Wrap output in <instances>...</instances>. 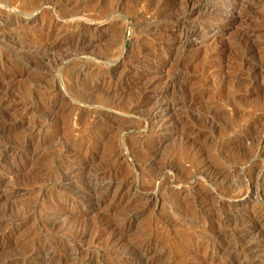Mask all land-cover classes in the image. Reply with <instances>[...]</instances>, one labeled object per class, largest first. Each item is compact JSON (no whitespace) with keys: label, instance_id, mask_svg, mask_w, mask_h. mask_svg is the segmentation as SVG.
Instances as JSON below:
<instances>
[{"label":"rangeland","instance_id":"1","mask_svg":"<svg viewBox=\"0 0 264 264\" xmlns=\"http://www.w3.org/2000/svg\"><path fill=\"white\" fill-rule=\"evenodd\" d=\"M0 1V115L4 116L0 121V128L9 129L0 132V145H9L15 150V153L7 154V157L0 159V211L4 210L8 216L6 223L2 226L3 229L0 227V233L15 232L12 240L23 239L20 241L22 247L0 251V264L6 260L21 259L23 254L29 251L33 254L31 258L25 259V264H36L38 261L41 263L43 259L38 253L45 246L70 247L68 249L81 247L83 250L88 248L90 259L73 257L74 264H123L122 262L126 263L125 260L131 254L130 243L151 234L157 236L160 242L153 247L152 253L156 250L157 252L153 253L155 259L151 264H260L252 258L253 252L250 250V244L258 234L254 232L246 236L229 216L240 214L249 215L248 217L254 219L258 217L260 227L263 229L260 231H264V4L260 5L261 0H241L243 2L241 6L244 8L240 7V12L243 16L247 14L250 16L237 20L234 18L235 12L212 3L201 4V15L189 20L183 15L186 0L168 1L163 10L165 15L161 16L156 13L150 14L145 4L136 6L134 4L136 0H76L85 2L81 10L82 13L85 10L86 12L85 16L81 14L74 20L78 17L82 18L78 20L84 19L82 22L92 30L86 36L92 42L90 45H94L93 47L76 46L67 40V35L72 30L71 22L70 19L67 20L68 22L56 20L55 10L51 9V4L56 0H41L42 3L38 0L37 6L28 11L22 9L21 3L30 0ZM254 4L255 9L251 10L250 5ZM114 7H117L115 11ZM253 11H256V14ZM252 12L254 16L251 15ZM89 19H91L90 22H87ZM192 22L199 24L200 30L195 37L187 38L185 33L182 34L181 29H185ZM243 32L250 36L249 40ZM251 38H254V41ZM249 41L258 42L261 49L260 52L254 53L255 56L245 51L250 47ZM142 45L144 47H141ZM32 51L38 53L32 56L30 55ZM109 51L113 53L111 58L103 59L101 54ZM184 53L193 57L194 63L186 64L188 74L185 81L176 82L174 86L168 87V81L172 75L174 76L175 72L185 66V63L179 62ZM8 54L13 55L10 56L12 59L7 56ZM209 54L214 56L207 59ZM21 56L24 61L16 63ZM28 56L33 57L37 64L34 70L32 69L34 73L20 74L30 64ZM117 57L119 58L117 62L107 65L110 60L113 61ZM145 57L146 59L142 61ZM240 58L241 60H238ZM207 62L211 64L207 66ZM80 67L93 74L86 78L98 86L95 92L85 91L88 95L85 100L73 95L72 82L74 81L71 76ZM256 69L261 72L260 75V72L257 74ZM251 70L256 71L255 74ZM188 78H193V81H187ZM116 82L121 83L119 90L114 89ZM146 87H150L147 100L142 99ZM113 92L118 93L117 95L122 98H119V105L115 107L103 101L106 94ZM164 92L168 95L165 99L170 97L191 99L194 94L203 93L204 102L200 101L197 109L191 108L189 109L191 111H188L181 108L179 111V115L185 121L182 127H193L194 133L202 135L199 145L192 146L186 143L192 136L185 138L180 129H175L176 127L167 126L159 131L151 129L150 125L153 124L146 121L145 114L150 112ZM58 99L62 103L70 102L65 111L62 112L61 106L58 107V117L44 111L41 102ZM133 105L135 109H132ZM107 110L118 111L117 118L111 121L113 123L107 133L106 131L98 132L102 139L90 147L86 141L90 140L89 137L93 133L98 135L92 130L91 121ZM192 112L193 114H190ZM83 114L87 115V118L80 122ZM196 115L199 116L197 119ZM106 137L109 143L112 141V144H117H115L117 149L115 151L119 153V159L110 163L114 170L112 172L119 173L126 180V186L114 185L107 191L104 188L103 193L97 196L78 194L80 190H85L84 178H91V175L105 167H103L106 163L101 158L103 153L101 151L109 144ZM144 154L150 157L149 164L158 165L157 167L160 168L157 173H154L155 175L151 174L150 170L137 168V163ZM190 154H198L200 161L191 163L194 155ZM170 162L175 166L179 165L177 168L183 169L181 181L175 180L174 173L167 172L164 168ZM211 169L213 171H210ZM172 181L175 182L172 183ZM151 186L154 187L151 188ZM203 191L210 194L204 200L198 196V192ZM239 197H242L244 202L241 206L234 208L233 201ZM63 199L65 202H62ZM203 202L208 206L205 213L201 212L199 207V203ZM211 209H214V212L213 210L211 212ZM102 215L108 216L113 223H120L126 215H137L135 220L127 224L128 230L123 232L126 233L123 252H120L119 258L111 259L112 261L111 257L104 255L105 249H103L109 238V232L101 234L93 228L91 230L93 233L84 245L76 243L72 238L73 225L92 223ZM202 226L203 231H201Z\"/></svg>","mask_w":264,"mask_h":264},{"label":"bare ground","instance_id":"2","mask_svg":"<svg viewBox=\"0 0 264 264\" xmlns=\"http://www.w3.org/2000/svg\"><path fill=\"white\" fill-rule=\"evenodd\" d=\"M16 1H18V0H16ZM21 1V0H20ZM53 1V0H52ZM51 1V2H52ZM90 1V0H89ZM88 1V2H89ZM135 1V0H134ZM133 1V2H134ZM168 1H170V0H136L135 2H134V4L136 5V6H139V4H145V7H146V9L150 12V14L151 13H156L157 15H159V16H161L162 14H163V10H164V8L167 6V2ZM177 1V0H176ZM245 1V0H244ZM249 1H251V0H249ZM257 1V0H256ZM259 1V0H258ZM1 2V1H0ZM12 2V1H11ZM39 2H41V0L39 1ZM6 3V2H5ZM42 3V2H41ZM41 3H40V5H41ZM169 3V2H168ZM171 3H173V2H171ZM207 3H212L213 5H222V6H224L225 8H227V9H229L230 11H232V12H235V20H237V19H242L243 17H249L250 15H242V12H240L241 10V8H244V7H242L241 6V4L243 3L241 0H186L185 1V3H184V10H183V12H184V14L183 15H185V18H187V19H192L193 17H197V16H199V15H201L200 14V10H201V8H202V6H201V4H207ZM248 3V2H247ZM37 4H38V0H30V1H23L22 3H21V7H22V9L23 10H25V11H28V10H31V9H34V7H36L37 6ZM84 4H85V2L84 1H82V2H79V1H76V0H56V1H54L52 4H51V9H54L55 10V12H54V10H52L53 12H54V14L56 13V20L57 21H64V20H68V19H70V22H71V26H72V30H71V32H70V34L69 35H67V40L69 41V42H71L72 44H75L76 46L77 45H84V47H89V46H91V47H93L92 45H90V44H92V42H90V40L89 39H87V33H89L90 31H92L89 27H87V25L86 24H84L82 21L84 20H78L80 17H78L76 20H74L75 19V17H77V16H79V15H81V14H85V12H86V10L85 11H83L84 13H82V8L84 7ZM261 4H264V0H261V2H260V5ZM243 5V4H242ZM1 6H2V4H1ZM14 6V5H13ZM16 6V5H15ZM47 6V5H46ZM104 6V5H103ZM214 6V7H215ZM251 7H250V9L252 10L253 8L255 9V4L254 5H250ZM259 6V5H258ZM12 7V6H11ZM211 7V6H210ZM241 7V8H240ZM43 8V7H42ZM46 8V7H45ZM102 8V7H101ZM116 8L117 7H114V11L116 10ZM168 8V7H167ZM169 8H171V7H169ZM206 8V7H205ZM248 8V7H247ZM246 8V9H247ZM263 8V7H262ZM15 9V8H14ZM37 9V8H36ZM87 9V8H86ZM99 10H100V8H98ZM109 9V8H108ZM107 9V10H108ZM112 9V8H111ZM249 9V8H248ZM2 10H3V8H2ZM12 10V9H11ZM42 10V9H41ZM50 10V9H49ZM95 10V9H94ZM110 10V9H109ZM260 10V9H259ZM259 10H256V11H259ZM7 11V10H6ZM36 11V10H35ZM101 11H103V9L101 10ZM112 11V10H111ZM168 11V10H167ZM209 11H211V10H209ZM255 11V12H256ZM34 12V11H33ZM93 12V11H92ZM113 12V11H112ZM165 12V11H164ZM248 12V11H247ZM254 12V11H253ZM252 12V14L251 15H255L254 13ZM29 13H32V12H29ZM35 13V12H34ZM106 13V12H105ZM87 14V13H86ZM96 14H98V13H96ZM101 14V13H100ZM180 14H181V12H180ZM205 14V13H204ZM204 14H202V15H204ZM208 14V13H207ZM206 14V15H207ZM163 15H165V14H163ZM264 15V14H263ZM85 16V15H84ZM89 17L91 16V14L90 15H88ZM94 16H96V15H94ZM98 16V15H97ZM96 16V17H97ZM105 16V15H104ZM107 16V15H106ZM82 17V16H81ZM166 17H168V16H166ZM182 17V16H181ZM203 17V16H202ZM259 17V16H258ZM11 18V17H10ZM55 18V17H54ZM83 18H85V17H83ZM154 18V17H153ZM156 18V17H155ZM164 18V17H163ZM224 18V17H223ZM257 18V17H256ZM262 18V17H261ZM4 19V18H3ZM80 19H82V18H80ZM172 19V18H171ZM176 19V18H175ZM252 19H254V18H252ZM263 19V18H262ZM4 20H6V19H4ZM3 20V21H4ZM90 20L91 19H89V21H87V20H85V21H87V22H90ZM157 20H158V17H157ZM188 20V21H189ZM221 20V19H220ZM223 20V19H222ZM221 20V21H222ZM7 21H9V20H7ZM92 21H94V20H92ZM99 21V20H98ZM162 21V20H161ZM260 21V20H259ZM68 22V21H67ZM177 22V21H176ZM6 23V22H5ZM92 23V22H91ZM165 23V22H164ZM174 23V22H173ZM187 23V22H186ZM197 23H198V21H197ZM197 23H195V22H192V24H190L188 27H185V29H183L182 27V29H181V31H182V34H184L185 33V35H186V37L187 38H189V36L190 37H195L196 35H197V33L199 32V30H200V25L199 24H197ZM202 23V22H201ZM1 24V23H0ZM90 24V23H89ZM158 24V23H157ZM260 24H261V21H260ZM2 26V25H1ZM185 26V25H184ZM6 27V26H5ZM177 27V26H176ZM180 27V26H179ZM4 28V27H3ZM2 28V29H3ZM164 28H165V25H164ZM167 29V28H166ZM175 29V28H174ZM65 32V31H64ZM66 34V33H65ZM243 34H244V32H243ZM250 34V33H249ZM245 35V34H244ZM12 36V35H11ZM59 36V35H58ZM241 36V35H240ZM185 37V38H186ZM245 37H246V39L247 40H249L250 39V36L249 35H245ZM13 38V37H12ZM153 38V37H152ZM156 38V37H155ZM8 39V38H7ZM251 39H253V41H254V38H251ZM12 40V39H11ZM155 40V39H154ZM161 40V39H160ZM165 40V39H164ZM245 40V39H244ZM64 41V40H63ZM238 41V40H237ZM242 42V45H243V41H241ZM250 42V41H249ZM20 44V43H19ZM24 44V43H23ZM26 44V43H25ZM93 44H96V43H93ZM140 44V43H139ZM142 44V43H141ZM234 44V43H233ZM236 44L238 45V43L236 42ZM246 43H244V45H245ZM180 45V44H179ZM249 45V44H248ZM72 46V45H71ZM75 46V47H76ZM250 46V47H249ZM248 47L249 48H247V50H245V51H247L250 55H254V53L255 52H257L258 53V51L260 52L261 51V49H260V47H259V45H258V42L257 43H255V42H250V45H249ZM19 47H21V46H19ZM83 47V48H84ZM139 47V46H138ZM137 47V48H138ZM141 47H144L143 45L141 46ZM182 47V46H181ZM241 47V46H240ZM28 48V47H27ZM41 48V47H40ZM80 48H81V46H80ZM148 48V47H147ZM183 48V47H182ZM242 48H244V47H242ZM19 49V48H18ZM21 49V48H20ZM19 49V50H20ZM26 49V48H25ZM31 49V48H30ZM34 49V48H33ZM223 49V48H222ZM12 50V49H11ZM14 50V49H13ZM140 50V49H139ZM144 50H145V48H144ZM149 50V49H148ZM151 50V49H150ZM184 50H186V49H184ZM224 50V49H223ZM27 51V50H26ZM41 51V50H40ZM39 51V52H40ZM43 51V50H42ZM79 51V50H78ZM240 51V50H239ZM242 51V50H241ZM13 52V51H12ZM16 52V51H15ZM105 52V51H104ZM148 52V51H147ZM246 52V53H247ZM14 53V52H13ZM23 53V52H22ZM36 53H38L37 51H32V52H30V55H34V54H36ZM121 53V52H120ZM119 53V54H120ZM10 54V53H9ZM9 54L7 55L8 57H10V56H13V55H10L9 56ZM20 54V53H19ZM26 54V53H25ZM25 54H24V56H25ZM208 54V53H207ZM239 54V53H238ZM240 54H244V53H242V52H240ZM256 54V53H255ZM262 54V53H261ZM21 55V54H20ZM19 55V56H20ZM39 55V54H38ZM101 55H103V59L105 58V59H109V58H111V56L113 55V53H111V51H109V52H107V53H103V54H101ZM150 55V54H149ZM151 55H153V54H151ZM156 55V54H155ZM154 55V56H155ZM241 55V56H242ZM18 56V55H17ZM16 56V57H17ZM190 55H186L185 53H184V55L183 56H179L180 57V59H179V62H181L182 64L183 63H185V66L181 69V70H178L177 72H175V74H174V76L172 75V77L169 79V81H168V87H171V86H174L175 85V83L176 82H180V81H185L186 80V75L188 74L187 73V69H186V64L188 63V64H193L194 63V58L193 57H189ZM214 55L213 54H209L208 55V57H207V59H210V58H212ZM216 56V55H215ZM240 56V55H239ZM240 56V57H241ZM255 56V55H254ZM7 57V58H8ZM28 57H30V56H28ZM37 57V56H36ZM35 57V58H36ZM73 57V56H72ZM152 57V56H151ZM157 57V56H156ZM11 58V57H10ZM67 58V57H66ZM202 58V57H201ZM215 58V57H214ZM239 58V57H238ZM243 58V57H242ZM264 58V57H263ZM262 58V59H263ZM12 59V58H11ZM17 59V58H16ZM24 58L21 56V57H19L17 60H16V63H21L22 62V60H23ZM28 59V58H27ZM69 59V58H68ZM73 59H75V58H73ZM146 59V57L145 58H142V61L143 60H145ZM204 59V58H203ZM259 59V58H258ZM8 60V59H7ZM15 60V59H14ZM77 60V59H76ZM119 60V58L117 57L115 60H113V61H109L108 63H107V65H109V64H113V63H115V62H117ZM148 60V59H147ZM238 60H241V58L240 59H238ZM24 61V60H23ZM70 61H71V59H70ZM70 61H68V62H70ZM210 61V60H209ZM245 61V60H244ZM250 61V60H249ZM256 61V60H255ZM10 62V61H9ZM71 62H73V61H71ZM82 62V61H81ZM107 62V61H106ZM196 62V61H195ZM260 62V61H259ZM262 62H263V60H262ZM25 63V62H24ZM76 63V62H75ZM243 63V62H242ZM253 63V62H252ZM258 63V62H257ZM29 64V63H28ZM27 64V65H28ZM180 64V63H179ZM207 64H211V62L209 63V62H207L206 63V65ZM213 64V63H212ZM255 64V63H254ZM264 64V63H263ZM37 64H36V62H35V60H34V58L32 57H30V64L27 66V68H25V70L23 71V73H20V74H24V73H32L33 72V70H34V68H35V66H36ZM64 65H66L65 63H64ZM63 65V66H64ZM250 65V64H249ZM248 65V66H249ZM258 65V64H257ZM91 66V65H90ZM181 66V65H180ZM208 66V65H207ZM253 65H251V67H252ZM256 66V65H255ZM261 66V65H260ZM187 67H188V65H187ZM91 68V67H90ZM209 68H210V65H209ZM208 68V69H209ZM213 68V67H212ZM211 68V69H212ZM250 68V67H249ZM257 68V67H256ZM33 69V70H32ZM205 69V68H204ZM203 69V70H204ZM208 69H207V71H208ZM245 69V68H244ZM246 69H247V66H246ZM251 69V68H250ZM264 69V68H263ZM253 70H255L254 68H253ZM253 70H251V71H253ZM257 70V69H256ZM96 71V70H95ZM206 71V70H205ZM258 71V70H257ZM65 72V71H64ZM101 72V71H100ZM104 72V71H103ZM203 72V71H202ZM256 72V71H255ZM255 72L253 71V73L255 74ZM260 71H258L257 72V74L259 73ZM34 73V72H33ZM94 73V72H93ZM102 73V72H101ZM199 73H200V71H199ZM237 73H238V71H237ZM19 74V75H20ZM99 74V73H98ZM97 74V75H98ZM103 74V73H102ZM107 74V73H106ZM204 74V73H203ZM248 73H246V75H247ZM261 74V72L259 73V75ZM263 74V73H262ZM34 75V74H33ZM90 75H93L91 72H89L88 70H86L85 68H84V70H83V68H77L75 71H74V73L72 74V80L74 81V82H70V85L72 84L73 85V95H75L76 97H78V98H80V99H82V100H85V99H87L88 97V95H86L87 93L85 92L86 90H89V92H95V91H97L98 90V86L97 85H95V84H93V83H91L90 81H89V79H87L86 77L87 76H90ZM96 75V76H97ZM241 75H243V72H241ZM37 76V75H36ZM108 76V75H107ZM251 76V75H250ZM255 76V75H254ZM69 77V76H68ZM94 77V76H93ZM100 77V76H99ZM243 77V76H242ZM259 77V76H258ZM262 77V76H261ZM102 78V77H101ZM249 78V77H248ZM253 78H255V77H253ZM252 78V79H253ZM193 78H188V80L187 81H189L190 80V82L191 81H193L192 80ZM240 79V78H239ZM244 79V78H243ZM242 79V80H243ZM263 79V78H262ZM71 80V79H70ZM241 80V79H240ZM261 81V80H260ZM247 82V81H246ZM261 82H263V81H261ZM117 83V82H116ZM247 83H249V82H247ZM256 83V82H255ZM260 83V82H259ZM264 83V82H263ZM242 84H244V82L242 83ZM254 85V84H253ZM124 86V85H123ZM250 86V85H249ZM257 86V85H256ZM254 87V86H253ZM262 87V86H261ZM264 87V86H263ZM263 87H262V89H263ZM118 88H121V83L120 84H115L114 85V89H118ZM149 89H150V87H146L145 89H144V91H143V94H144V96L142 97V99L144 98V99H146L147 100V94H148V91H149ZM256 89H258V88H256ZM261 89V90H262ZM119 90V89H118ZM250 91V90H249ZM117 92V91H116ZM168 92V91H167ZM167 92H164L163 94H162V97H161V99H159L158 100V102H155V104H154V106L151 108V110H150V112H148V113H146L145 115V119H146V121H149V122H151V124H153V125H150L151 126V129L153 130V131H159V129H161V128H165V127H167V126H172V127H176L175 129H180V131H181V133H182V136H184L185 138L188 136H192V138L189 140V142L187 141L186 143H190L192 146H196V145H199V140H200V138H201V134L200 133H194V129H193V127L192 128H183L182 127V125H183V122H185L184 120H183V118H182V116H180L179 115V111H180V109L181 108H185V109H187L188 111H191V110H189V109H193L194 110V108H196L197 109V106L199 105L198 103H200V101H203L202 100V98L204 97L203 96V93H198L197 95L196 94H194V96L193 97H191L192 95H188V96H190L191 97V99L190 98H188V97H185V98H182V97H180V99L179 98H177V99H175V98H169V99H165L168 95H167ZM253 92V91H252ZM261 92H263V91H261ZM261 92H259V93H261ZM33 93V92H32ZM62 94V93H61ZM118 93H109V94H106L103 98H104V102H106L107 104H109V105H112V106H118L119 105V98H121V96L119 97L118 95H117ZM142 95V94H141ZM61 96V95H60ZM59 96V97H60ZM186 96V95H185ZM46 97V96H45ZM48 97V96H47ZM69 97V96H68ZM44 98V97H43ZM49 98V97H48ZM50 98H51V96H50ZM71 98V97H70ZM102 98V99H103ZM56 99V98H55ZM64 99V98H63ZM73 99V98H72ZM77 99V98H76ZM122 99V98H121ZM120 99V100H121ZM140 99V98H139ZM44 100V99H43ZM42 100V101H43ZM41 101V100H40ZM65 101V100H64ZM69 101H71V100H69ZM140 101V100H139ZM44 103H42L41 102V104H43L42 105V108L44 109V111H46V112H48V113H50V114H52L53 116H55V117H58V115H59V113L57 112V110H58V107H60L61 106V110H62V112L63 111H65L66 110V107L67 106H69L70 104V102L69 103H62V101H59V99L58 100H54V101H43ZM123 102V101H122ZM204 102V101H203ZM143 103V102H142ZM126 104V103H125ZM129 104V103H128ZM140 104H141V102H140ZM40 105V104H39ZM63 105V106H62ZM84 105V104H83ZM124 105V104H123ZM203 105H205V104H203ZM208 105V104H207ZM41 106V105H40ZM82 106V105H81ZM86 106V105H85ZM210 106V105H209ZM106 107V106H105ZM207 107V106H206ZM41 108V109H42ZM95 108V107H94ZM136 107H134V105H133V108L132 109H135ZM216 108V107H215ZM215 108H214V110H215ZM263 108V107H262ZM72 109V108H71ZM100 109V108H99ZM109 109V108H108ZM131 109V110H132ZM195 109V110H196ZM202 109V108H201ZM210 109V108H209ZM130 110V111H131ZM211 110H212V108H211ZM210 110V111H211ZM217 110V109H216ZM70 111V110H69ZM129 111V110H128ZM135 111V110H134ZM203 111H204V109H203ZM208 111V110H207ZM45 112V113H46ZM60 112V111H59ZM76 112V111H75ZM118 112V111H117ZM115 110H107V111H105L104 113L102 112L101 113V115L99 116V117H97V118H95V119H93V121H91V124H92V126H93V128H92V130H94V132L95 133H97L98 134V132L100 133V132H102V131H106V133H107V131H109V129L111 128V124L113 123V122H111L112 120H116V118H117V113ZM212 112H214V111H212ZM219 112V111H218ZM217 112V113H218ZM47 113V114H48ZM56 113H58V114H56ZM85 113V112H84ZM122 113V112H121ZM132 113V112H131ZM203 113V112H202ZM208 113V112H207ZM206 113V114H207ZM210 113V112H209ZM119 114V113H118ZM125 114V113H124ZM181 114V113H180ZM185 114V113H184ZM183 114V115H184ZM190 114H193V112L192 113H190ZM198 115H199V112L197 113ZM81 115V114H80ZM198 115H196V119H197V116ZM211 115H212V113H211ZM257 115V114H256ZM259 115V114H258ZM261 115V114H260ZM87 115H82L81 117H80V122H82L81 120H85V117H86ZM187 116V115H186ZM193 116V115H192ZM205 116V115H204ZM263 116V115H262ZM3 115H0V121H1V119H3ZM60 117V116H59ZM194 117V116H193ZM199 117V116H198ZM208 117H209V115H208ZM208 117H204V118H208ZM215 117V116H214ZM260 117V116H259ZM74 118H76V117H74ZM87 118V117H86ZM89 118V117H88ZM188 118V117H187ZM190 118V117H189ZM188 118V119H189ZM211 118V117H210ZM209 118V119H210ZM5 119V118H4ZM186 119V118H185ZM191 119V118H190ZM203 119V118H202ZM140 120V119H139ZM199 120V119H198ZM200 120H201V118H200ZM204 120V119H203ZM202 120V121H203ZM207 120V119H206ZM263 120V119H262ZM138 121V120H137ZM142 121H144V120H142ZM84 122V121H83ZM88 122V121H87ZM191 122V121H190ZM199 122V121H198ZM254 122H255V120H254ZM260 122H261V120H260ZM77 123V122H76ZM143 123V122H142ZM147 123V122H146ZM197 123V122H196ZM145 124V123H144ZM144 124H142V125H144ZM186 124V123H185ZM188 124V123H187ZM81 125H84V124H81ZM147 125V124H146ZM190 125V124H189ZM198 125V124H197ZM251 125H253V124H251ZM255 125V124H254ZM80 126V125H79ZM78 126V127H79ZM132 126V125H131ZM134 126V125H133ZM207 126V125H206ZM206 126H205V128H206ZM210 126V125H209ZM209 126L207 127V128H209ZM250 126V125H249ZM84 127V126H83ZM143 127V126H142ZM147 127H148V125H147ZM253 127V126H252ZM128 128V127H127ZM132 128V127H131ZM211 129H212V126L210 127ZM249 128V127H248ZM138 129H140V128H138ZM7 131V130H9L8 128H0V132H4V131ZM129 130H130V128H129ZM128 130V131H129ZM135 130H137V129H135ZM199 130V129H198ZM205 130V132H206V129H204ZM213 130V129H212ZM216 130V129H215ZM246 130V129H245ZM253 130V129H252ZM261 130H263V129H261ZM140 131V130H139ZM247 131V130H246ZM254 131H256L255 129H254ZM125 132V131H124ZM196 132V131H195ZM264 132V131H263ZM90 133V132H89ZM135 133V132H134ZM249 133V132H248ZM256 133V132H255ZM94 134V133H93ZM93 134L91 135V137H89L90 138V140H88V141H86V139H85V141L87 142V144H89L90 145V147H91V145H95V144H97V143H99L100 141V139H102V137H101V134L99 135H96V134H94V137H93ZM127 134V133H126ZM125 134V135H126ZM139 134V133H138ZM154 134V133H153ZM193 134H195V135H193ZM203 134V133H202ZM259 134V133H258ZM31 135V134H30ZM89 135V134H88ZM88 135H87V137H88ZM90 136V135H89ZM249 136V135H248ZM253 136V135H252ZM256 136V135H255ZM260 136V135H259ZM263 136V135H262ZM261 136V137H262ZM153 137V136H152ZM206 137V136H205ZM105 138V137H104ZM108 137H106V139H107ZM147 138V137H146ZM154 138V137H153ZM184 138V139H185ZM105 139V140H106ZM205 139H207V138H205ZM251 139V138H250ZM36 140V139H35ZM41 140V139H40ZM104 140V141H105ZM244 140V139H243ZM263 140V139H262ZM32 141V140H31ZM47 141V140H46ZM84 141V140H83ZM110 141V140H109ZM206 141V140H205ZM20 142V141H19ZM50 142V141H49ZM107 142H108V139H107ZM107 142H106V144H107ZM125 142V141H124ZM127 142V141H126ZM131 142V141H130ZM137 142H138V140H137ZM185 142V141H184ZM245 142V141H244ZM243 142V143H244ZM38 143V142H37ZM102 143H104V142H102ZM109 143V142H108ZM111 143V144H110ZM109 144H105L106 146V148L105 149H102V151L101 152H103L102 153V160L104 161V163H106L105 165H103V167L104 168H102L101 170H98L95 174H93V176L91 175V178H84V184H85V186L86 187H83V188H85V190H80L79 192H78V194H83V195H86V196H97V195H99V193H101L102 192V189H104L105 191H107V190H109L112 186H118V187H122V186H124L125 184H126V180L125 179H123L122 177H121V175L119 174V173H116V174H113V172L112 171H114L113 170V168L110 166L111 164L110 163H112V162H115V161H117V159H119L118 158V156H119V153L117 152V151H115V144H112V141L110 142ZM132 143V142H131ZM130 143V144H131ZM2 144V143H1ZM12 144V143H11ZM30 144H31V142H30ZM51 144V143H50ZM125 144V143H124ZM140 144V143H139ZM19 145V144H18ZM21 145V144H20ZM47 145V144H46ZM73 145V144H72ZM117 145V144H116ZM121 145V144H120ZM127 145V144H126ZM125 145V146H126ZM132 145V144H131ZM141 145V144H140ZM184 145V144H183ZM229 145H231V144H229ZM228 145V146H229ZM24 146V145H23ZM27 146V145H26ZM71 146V145H70ZM83 146V145H82ZM102 146V145H101ZM192 146H190L191 148H192ZM21 147V146H20ZM89 147V148H90ZM122 147V146H121ZM129 147V146H128ZM187 147H189V145L187 146ZM186 147V148H187ZM71 148V147H70ZM103 148V147H102ZM127 148V147H126ZM136 148V147H135ZM191 148H189V149H191ZM197 148V147H196ZM195 148V149H196ZM141 149V148H140ZM188 149V150H189ZM21 150V149H20ZM117 150V149H116ZM127 150V149H126ZM135 150V149H134ZM133 150V151H134ZM187 150V151H188ZM139 150L137 149V152H138ZM148 151V150H147ZM191 151V150H190ZM15 153V150H14V148H12L11 146H9V145H0V159H4L5 157H7V154H10V153ZM25 152V151H24ZM128 152V151H127ZM141 152V151H140ZM186 152V151H185ZM205 152V151H204ZM258 152V151H257ZM19 152H17V154H18ZM123 153H125V152H123ZM129 153V152H128ZM151 153V152H150ZM134 154V153H133ZM136 154V153H135ZM153 154V153H152ZM14 155V154H13ZM23 155V154H22ZM80 155V154H79ZM123 155H125V154H123ZM128 155V154H127ZM126 155V156H127ZM137 155V154H136ZM142 155V154H141ZM185 155V154H184ZM190 155H194V154H190ZM256 155V154H255ZM20 156V155H19ZM18 156V157H19ZM122 156V155H121ZM257 156V155H256ZM259 156V155H258ZM264 156V155H263ZM10 157V156H9ZM16 157V156H15ZM128 157V156H127ZM191 157V156H190ZM121 158V157H120ZM141 158V157H140ZM204 158V157H203ZM244 158V157H243ZM7 159V158H6ZM136 159V158H135ZM154 159V158H153ZM229 159V158H228ZM250 159V158H249ZM254 159V158H253ZM86 160V159H85ZM174 160V159H173ZM175 160H177V159H175ZM208 160V159H207ZM16 161V160H15ZM148 161H151L150 160V157H147V156H145V154L143 155V157L141 158V159H139V162L137 163V168H141L142 170H150L151 171V174L153 173H157V171H158V169H160V168H158L155 164L153 165V164H149L148 163ZM198 161H200V157L198 156V154H196V155H194L193 157H192V160H191V163H198ZM229 161V160H228ZM247 161V160H246ZM173 162V161H172ZM183 162V161H182ZM224 162V161H223ZM155 163V162H154ZM174 163V162H173ZM178 163V162H177ZM101 164V163H100ZM122 164V163H121ZM175 164H176V161H175ZM201 164V163H200ZM204 164V163H203ZM211 164V163H210ZM246 164V163H245ZM249 164V163H248ZM102 165V164H101ZM107 165V166H106ZM114 165V164H113ZM183 165V164H182ZM198 165V164H197ZM58 166V165H57ZM165 166V165H164ZM179 166V165H178ZM177 165L175 166V165H173L171 162L170 163H168V165L167 166H165L164 168L167 170V172H172V173H174V179L175 180H179V181H181L182 180V174H183V169H180V168H177L178 167ZM194 166V165H193ZM211 166V165H210ZM238 166H240V165H238ZM245 166V165H244ZM182 167V166H181ZM184 167V166H183ZM197 167V166H196ZM200 167V166H199ZM205 167H207V166H205ZM209 167V166H208ZM207 167V168H208ZM212 167V166H211ZM215 167V166H214ZM247 167V166H246ZM255 167V166H254ZM57 168V167H56ZM198 168V167H197ZM238 168V167H237ZM243 168H245V167H243ZM58 169V168H57ZM100 169V168H99ZM163 169V168H162ZM194 169V168H193ZM199 169V168H198ZM247 169V168H246ZM63 170H64V168H63ZM67 170V169H66ZM78 170V169H77ZM118 170H120V168L118 169ZM164 170V169H163ZM203 170V169H202ZM58 171H59V169H58ZM81 171V170H80ZM140 171V170H139ZM160 171V170H159ZM165 171V170H164ZM210 171H213V169H211ZM218 171V170H217ZM237 171V170H236ZM240 171H241V168H240ZM76 172H78V171H76ZM146 172V171H145ZM144 172V173H145ZM201 172V171H200ZM207 172V171H206ZM205 172V173H206ZM209 172V171H208ZM244 172V171H243ZM49 173V172H48ZM73 173V172H72ZM115 173V172H114ZM136 173V172H135ZM162 173V172H161ZM185 173V172H184ZM205 173H204V175H205ZM212 173V172H211ZM218 173H219V171H218ZM247 173V172H246ZM50 174V173H49ZM61 174V173H60ZM63 174V173H62ZM85 174V173H84ZM127 174V173H126ZM163 174H165V172L163 173ZM169 174V173H168ZM171 174V173H170ZM190 174V173H189ZM199 174V173H198ZM197 174V175H198ZM207 174V173H206ZM214 174V173H213ZM223 174V173H222ZM83 175V174H82ZM139 175V174H138ZM155 175V174H154ZM158 175H159V173H158ZM162 175V174H161ZM173 175V174H172ZM193 175V174H192ZM201 175V174H200ZM49 176V175H48ZM51 176H52V174H51ZM123 177H124V175H122ZM148 176V175H147ZM157 176V175H156ZM62 177V176H61ZM152 177V176H151ZM155 177V176H154ZM159 177H160V175H159ZM165 177V176H164ZM173 177V176H172ZM195 177V176H194ZM203 177V176H202ZM216 177H218V176H216ZM216 177L214 178V179H216ZM223 177V176H222ZM246 177H247V175H246ZM258 177H260V176H258ZM257 177V178H258ZM35 178H36V176H35ZM45 178V177H44ZM49 178V177H48ZM64 178H65V176H64ZM185 178V177H184ZM189 178V177H188ZM187 178V179H188ZM191 178V177H190ZM198 178H200V177H198ZM253 178V177H252ZM255 178V177H254ZM47 179V178H46ZM68 179V178H67ZM128 179H129V177H128ZM132 179V178H131ZM152 179V178H151ZM156 179V178H155ZM161 179H162V177H161ZM171 179V178H170ZM192 179V178H191ZM194 179V178H193ZM192 179V180H193ZM201 179V178H200ZM204 179H206V178H204ZM220 179H222V178H220ZM219 179V180H220ZM54 180V179H53ZM63 180V179H62ZM172 180V179H171ZM170 180V181H171ZM257 180V179H256ZM50 181V180H49ZM69 181V180H68ZM159 181H160V178H159ZM169 181V182H170ZM183 181H185L184 179H183ZM209 181V180H208ZM226 181V180H225ZM224 181V182H225ZM255 181V180H254ZM66 182V181H65ZM128 182H129V180H128ZM138 182V181H137ZM151 182V181H150ZM175 182V181H174ZM173 181H172V183H174ZM192 182V181H191ZM194 182V181H193ZM192 182V183H193ZM205 182V181H204ZM219 182V181H218ZM56 183V182H55ZM72 183V182H71ZM160 183H161V181H160ZM48 184V183H47ZM81 184V183H80ZM157 184V183H156ZM176 184V183H175ZM209 184V183H208ZM211 184V183H210ZM220 184V183H219ZM248 184H250V183H248ZM83 185V184H82ZM129 185H131V183L129 184ZM178 185H180V184H178ZM184 185H185V183H184ZM213 185V184H212ZM211 185V186H212ZM221 185V184H220ZM44 186V185H43ZM64 186V185H63ZM75 186V185H74ZM126 186V185H125ZM170 186V185H169ZM174 186V185H173ZM172 186V187H173ZM214 186V185H213ZM212 186V187H213ZM223 186V185H222ZM227 186V185H226ZM71 187H73V186H71ZM130 187V186H129ZM152 187H154V186H151V188ZM199 187V186H198ZM228 187H230V186H228ZM249 187V186H248ZM248 187H247V189H248ZM62 188V187H61ZM78 188H79V186H78ZM114 188V187H113ZM124 188V187H123ZM151 188H148L149 190L151 189ZM156 188V187H155ZM158 188V187H157ZM221 188V187H220ZM42 189V188H41ZM125 189V188H124ZM123 189V190H124ZM200 189V188H199ZM203 189V188H202ZM211 189V188H210ZM214 189V188H213ZM235 190H236V188H234ZM40 190V189H39ZM72 190V189H71ZM121 190V189H120ZM136 190V189H135ZM156 190V189H155ZM204 190V189H203ZM224 190V189H223ZM228 190V189H227ZM227 190H225V191H227ZM42 191V190H41ZM77 191V190H76ZM75 191V192H76ZM153 191V190H152ZM211 191V190H210ZM247 191V190H246ZM74 192V191H73ZM192 192V191H191ZM231 192H233V191H231ZM250 192V191H249ZM18 193V192H17ZM77 193V192H76ZM75 193V194H76ZM103 193V192H102ZM215 193H218V192H215ZM235 193V192H234ZM40 194V193H39ZM66 194V193H65ZM209 196L210 194H208L207 192H198V196L200 197V198H202V200H204V198L206 197V196ZM78 196V195H77ZM85 196V197H86ZM195 196V195H194ZM217 196V195H216ZM221 196V195H220ZM246 196V195H245ZM74 197V196H73ZM81 197V196H80ZM218 197V196H217ZM223 197V196H222ZM2 198V197H1ZM75 198V197H74ZM88 198V197H87ZM95 198V197H94ZM120 198H122V197H120ZM192 198V197H191ZM212 198V197H211ZM52 199V198H51ZM90 199V198H89ZM199 199V198H198ZM209 199V198H208ZM214 199V198H213ZM212 199V200H213ZM233 199V198H232ZM84 200V199H83ZM230 200V199H229ZM51 200H49V202H50ZM61 201V200H60ZM264 201V200H263ZM38 202V201H37ZM62 202H65L64 201V199H63V201ZM207 202V201H206ZM220 202V201H219ZM244 202V200H242V197L240 198L239 197V199H234V201H233V203H234V208L236 207H239V206H241V204ZM52 203V202H51ZM91 203V202H90ZM195 203V202H194ZM211 203V202H210ZM39 204V203H38ZM200 204V211L201 212H206L207 211V208H208V206L206 205V203L205 202H203V203H199ZM198 204V205H199ZM227 204V203H226ZM225 203H224V205H226ZM63 205V204H62ZM228 205V204H227ZM172 206V205H171ZM180 207V206H179ZM117 208V207H116ZM212 208V207H211ZM233 208V207H232ZM178 209V208H177ZM225 209V208H224ZM258 209H260V208H258ZM212 210H213V212H214V209H211V212H212ZM217 210V209H216ZM179 211H180V209H179ZM178 210H177V212H179ZM170 212V211H169ZM188 212V211H187ZM209 212V211H208ZM207 212V213H208ZM254 212V211H253ZM11 213H12V211H11ZM16 213V212H15ZM21 213V212H20ZM143 213V212H142ZM198 213V212H197ZM221 213V212H220ZM226 213V212H225ZM102 214V213H101ZM180 214V213H179ZM201 214V213H200ZM231 214V213H230ZM233 214V213H232ZM253 214V213H252ZM13 215V214H12ZM175 215V214H174ZM210 215V214H209ZM221 215H223V214H221ZM228 215V214H227ZM260 215V214H259ZM135 216H137V215H126L122 220H121V222L120 223H113V222H111V220H110V218L108 217V216H106V215H102V216H99V217H97L98 219H96L95 217V219L96 220H94V222H92V223H84L83 225H80V223L79 224H75V226L73 225V227H72V238L76 241V243L78 242L80 245H84V243H87L88 241L87 240H89L88 238L90 237V234L91 233H93V231L91 232V230H93V228H94V230L95 229H97V231L98 232H100L101 234H104V233H106V232H109V238H108V240L106 241V243H105V246H104V248L103 249H105L104 250V255L105 256H107L108 258L109 257H111L110 258V260L111 259H117V258H119V255L121 254L120 252H123L122 251V249H123V247L125 246V234L123 233L124 231L126 232L127 230H128V228H127V224L129 225L133 220H135L134 218H135ZM181 216V215H180ZM249 216V215H248ZM247 215L246 216H244V215H237V214H234V215H230L229 217H231L232 219H233V222H235L239 227H240V229H241V232H243L246 236H248L249 234H251V233H254V232H256L258 235L256 236V238L253 240V242H251V244H250V250L253 252V255H251L252 256V258L253 259H256L260 264H264V231H260V229H261V227H260V224H259V221H260V219H254L253 217H248ZM255 216V215H254ZM6 217H8L7 216V214H6V212L3 210V211H0V227L2 228V226L6 223ZM205 217V216H204ZM203 217V218H204ZM226 218H227V216H225ZM137 218V217H136ZM179 218V217H178ZM213 218V217H212ZM215 218V217H214ZM13 219V218H12ZM25 219V218H24ZM78 219V218H77ZM210 219V218H209ZM231 219V220H232ZM14 220V219H13ZM22 220V219H21ZM202 220H205V219H202ZM216 220V219H215ZM219 220V219H218ZM70 221V220H69ZM170 221H171V219H170ZM217 221V220H216ZM215 221V222H216ZM14 222V221H13ZM118 222H119V220H118ZM162 222V221H161ZM167 222V221H166ZM174 222V221H173ZM202 222V221H201ZM206 222V221H205ZM204 222V223H205ZM210 222H211V219H210ZM213 222V221H212ZM231 222V221H230ZM70 223V222H69ZM74 223V222H73ZM83 223V221L81 222V224ZM169 223V222H168ZM198 223V222H197ZM12 224V223H11ZM24 224V223H23ZM26 224V223H25ZM50 224H52V223H50ZM72 224V223H71ZM203 224V223H202ZM206 224V223H205ZM229 224V223H228ZM264 224V223H263ZM199 225V224H198ZM219 225H220V223H219ZM5 226H7V225H5ZM211 226V225H210ZM216 226V225H215ZM221 226V225H220ZM20 227V226H19ZM52 227V226H51ZM130 227V226H129ZM161 227V226H160ZM163 227V226H162ZM198 227V226H197ZM224 227V226H223ZM232 227H233V225H232ZM14 228V227H13ZM63 228H64V226H63ZM193 228H195V227H193ZM3 229V228H2ZM160 229V228H159ZM162 229H164V228H162ZM161 229V230H162ZM208 229V228H207ZM211 229V228H210ZM213 230V229H212ZM261 230H263V229H261ZM35 231H36V229H35ZM42 231V230H41ZM148 231V230H147ZM150 231V230H149ZM201 231H203V226H202V230ZM161 232V231H160ZM214 232V231H213ZM226 232V231H225ZM14 233L15 232H2V233H0V251H2V250H6V249H8V248H12V247H19V246H21L22 245V242H20V241H22L21 239L19 240V241H14V240H12L13 239V235H14ZM147 233V232H146ZM145 234V233H144ZM148 234V233H147ZM151 234V233H150ZM195 234V233H194ZM193 234V235H194ZM203 234V233H202ZM206 234H207V232H206ZM211 234H212V232H211ZM226 234V233H225ZM237 234V233H236ZM17 235V234H16ZM190 235V234H189ZM200 235V234H199ZM214 235V234H213ZM215 235H216V233H215ZM218 235V234H217ZM223 235V234H222ZM241 235H242V233H241ZM65 236V235H64ZM195 236V235H194ZM228 236V235H227ZM255 236V235H254ZM208 237V236H207ZM206 237V238H207ZM211 237V236H210ZM244 237V236H243ZM193 238V237H192ZM216 238V237H215ZM218 238V237H217ZM40 239H42V237L40 238ZM135 239H137V238H135ZM196 239V238H195ZM200 239V238H199ZM208 240H209V238H208ZM212 240V239H211ZM221 240V239H220ZM249 240V239H248ZM26 241V240H25ZM24 241V242H25ZM72 241V240H71ZM96 241V240H95ZM127 241V240H126ZM129 241V240H128ZM226 241V240H225ZM242 241H244V240H242ZM23 242V243H24ZM27 242V241H26ZM207 242H209V241H207ZM224 242V241H223ZM38 243H42V242H38ZM63 243V242H62ZM66 243V242H65ZM129 243V242H128ZM160 242L158 241V237L157 236H155V235H147V236H145L144 235V237L142 238V239H140V240H134V241H132V243H130V250H131V254L129 255V257L125 260L126 261V263H124V262H122L123 264H151L152 262H153V260L155 259V257H154V254L153 253H156L157 252V250H156V252H153L152 253V250H153V247H155L156 245H158ZM226 243V242H225ZM227 243H229L228 241H227ZM242 243V242H241ZM43 244V243H42ZM41 244V245H42ZM78 244V245H79ZM182 244V243H181ZM209 244V243H208ZM213 244V243H212ZM39 245V244H38ZM51 245V244H50ZM76 245V244H75ZM229 245V244H228ZM49 246V245H48ZM127 246V245H126ZM162 246V245H161ZM186 246V245H185ZM200 246V245H199ZM219 246V245H218ZM231 246V245H230ZM22 247V246H21ZM25 247V246H24ZM83 247V246H82ZM91 247V246H90ZM179 247V246H178ZM196 247V246H195ZM222 247V246H221ZM27 248V247H26ZM29 248V247H28ZM68 248H70V247H67L66 248V246H63V247H61V248H52V247H42V249H40V252L38 253L39 255H41L42 256V261H41V263H39L40 261H38V263H36V264H53V263H56V264H74L73 263V259H75V258H73V257H80V258H86L87 260L88 259H90L89 258V256H90V250H88V248H86V249H82L81 247L80 248H78V247H76V248H74V249H68ZM225 248V247H224ZM231 248V247H230ZM246 248V247H245ZM15 249V248H14ZM17 249V248H16ZM21 249H23V248H21ZM182 249V248H181ZM202 249V248H201ZM206 249V248H205ZM217 249V248H216ZM238 249V248H237ZM25 250V249H24ZM198 250V249H197ZM203 250V249H202ZM221 250V249H220ZM26 251V250H25ZM92 251V250H91ZM94 251V250H93ZM223 251V250H222ZM151 252V253H150ZM16 253V252H15ZM20 253V252H19ZM209 253V252H208ZM210 253H211V251H210ZM218 253V252H217ZM223 253V252H222ZM22 254H23V252H22ZM32 254L33 253H31V251H29V252H26V253H24L23 254V256L21 257V259H16V260H6V261H3L1 264H25V259L26 258H28L29 259V257L31 258V256H32ZM18 255H20V254H18ZM208 255V254H207ZM97 256V255H96ZM198 256H200V255H198ZM35 258H36V256H34ZM98 257V256H97ZM186 257V256H185ZM204 257V256H203ZM238 257V256H237ZM242 257V256H241ZM16 258V257H15ZM33 258V257H32ZM105 258V257H104ZM214 258V257H213ZM240 258V257H239ZM85 259V260H86ZM106 259V258H105ZM125 259V258H124ZM123 259V260H124ZM189 259V258H188ZM206 259V258H205ZM233 259V258H232ZM77 260V259H76ZM109 260V261H110ZM122 260V261H123ZM204 260V259H203ZM220 260V259H219ZM239 260V259H238ZM29 261V260H28ZM80 261V260H79ZM112 261V260H111ZM183 261V260H182ZM209 261V260H208ZM214 261V260H213ZM218 261V260H217ZM245 261H247V260H245ZM92 262V261H91ZM95 262V261H94ZM105 262H107V261H105ZM184 262V261H183ZM186 262V261H185ZM188 262H190V261H188ZM237 262V261H236ZM243 262V261H242ZM254 262V261H253ZM121 263V262H120ZM209 263V262H208ZM218 263V262H217ZM95 264V263H94ZM156 264V263H155ZM192 264V263H191ZM200 264V263H199ZM221 264V263H220ZM230 264V263H229ZM257 264V263H256Z\"/></svg>","mask_w":264,"mask_h":264}]
</instances>
